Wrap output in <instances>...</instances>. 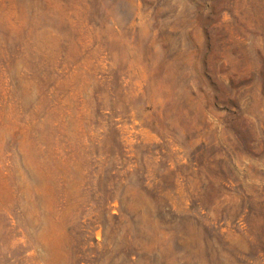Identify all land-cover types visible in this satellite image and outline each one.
I'll return each mask as SVG.
<instances>
[{"label":"rangeland","instance_id":"1","mask_svg":"<svg viewBox=\"0 0 264 264\" xmlns=\"http://www.w3.org/2000/svg\"><path fill=\"white\" fill-rule=\"evenodd\" d=\"M0 264H264V0H0Z\"/></svg>","mask_w":264,"mask_h":264}]
</instances>
